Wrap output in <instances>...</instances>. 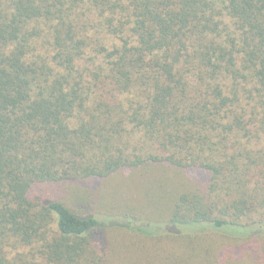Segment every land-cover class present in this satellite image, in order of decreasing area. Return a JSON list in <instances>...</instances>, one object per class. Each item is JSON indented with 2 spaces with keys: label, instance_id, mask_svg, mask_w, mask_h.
Listing matches in <instances>:
<instances>
[{
  "label": "trees",
  "instance_id": "1",
  "mask_svg": "<svg viewBox=\"0 0 264 264\" xmlns=\"http://www.w3.org/2000/svg\"><path fill=\"white\" fill-rule=\"evenodd\" d=\"M156 166L201 175L146 219L121 176ZM224 238L264 242V0H0V264H213Z\"/></svg>",
  "mask_w": 264,
  "mask_h": 264
},
{
  "label": "rangeland",
  "instance_id": "2",
  "mask_svg": "<svg viewBox=\"0 0 264 264\" xmlns=\"http://www.w3.org/2000/svg\"><path fill=\"white\" fill-rule=\"evenodd\" d=\"M145 169L146 168H143L140 171H135L134 173L124 172V174L121 176V179L124 183H129L128 186L125 183V186L131 190L135 201H140V205L142 204V201L146 203L148 197L152 199L149 204L142 207L146 213H143L145 218L155 216L161 219L160 216L166 215L167 212L163 206L166 205L167 202L170 204L171 200L173 201L175 198L173 195H178L180 192H182V189H185L183 187L186 186L188 180L201 175V172L197 170L180 172L177 169L166 168L162 166H156V169H153V171H145ZM146 173L150 178H156L154 179L155 183L162 185V187L155 188L150 185L147 181V179L150 178H144L141 175ZM121 187L123 186L121 185ZM168 187L171 188L169 189ZM143 210L140 209V212ZM154 220L157 221L156 219ZM263 243L264 242L260 243V246L255 249L252 244L249 243V241H245L244 243L240 242V244H238V242L229 240L227 238L219 239L218 242H215V253H212V259L215 262L213 264H219L216 262L219 259L218 253L221 250L223 253L221 257L224 258L221 264H264ZM206 246L208 247V244ZM218 246L219 249H217ZM228 247L230 250L228 251V254H225L224 256V253L226 250H228Z\"/></svg>",
  "mask_w": 264,
  "mask_h": 264
}]
</instances>
